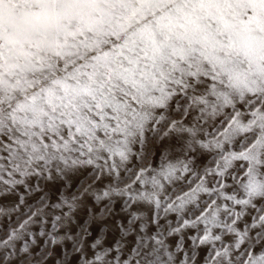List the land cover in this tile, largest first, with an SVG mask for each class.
<instances>
[{"label":"snow or ice","instance_id":"1","mask_svg":"<svg viewBox=\"0 0 264 264\" xmlns=\"http://www.w3.org/2000/svg\"><path fill=\"white\" fill-rule=\"evenodd\" d=\"M0 264H264V0H0Z\"/></svg>","mask_w":264,"mask_h":264}]
</instances>
